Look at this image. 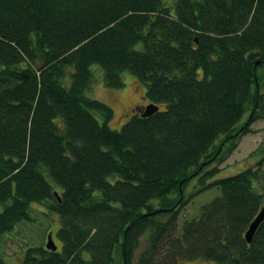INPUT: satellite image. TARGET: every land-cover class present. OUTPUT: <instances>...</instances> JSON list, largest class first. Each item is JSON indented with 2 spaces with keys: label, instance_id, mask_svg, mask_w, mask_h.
I'll return each instance as SVG.
<instances>
[{
  "label": "trees",
  "instance_id": "1",
  "mask_svg": "<svg viewBox=\"0 0 264 264\" xmlns=\"http://www.w3.org/2000/svg\"><path fill=\"white\" fill-rule=\"evenodd\" d=\"M263 66L264 0H0V240L38 204L59 246L21 264H264V157L219 168L264 119ZM127 73L148 104L116 130L92 89ZM192 180L221 195L187 219Z\"/></svg>",
  "mask_w": 264,
  "mask_h": 264
},
{
  "label": "rangeland",
  "instance_id": "2",
  "mask_svg": "<svg viewBox=\"0 0 264 264\" xmlns=\"http://www.w3.org/2000/svg\"><path fill=\"white\" fill-rule=\"evenodd\" d=\"M261 76L264 77V66L260 70ZM103 75L97 79L92 89V97L101 100L110 105L114 110V118L110 123L111 128L120 130L127 120L140 109V106L147 105L148 101L145 97L146 86L136 81L137 79L127 73L125 75V86L121 89H110L104 84ZM248 117L244 119L247 122ZM252 133L244 136L237 150L230 158L220 165V178L235 175L245 169L255 167L259 160L264 157L262 152L257 151L264 147V119L254 122L250 126ZM263 146V147H262ZM215 164L206 167L211 168ZM264 170V169H263ZM192 180L187 187L186 196L194 191L192 198L188 199L185 206L182 208V213L187 219H192L197 216L201 208L209 203L215 197L221 195V190L213 188L204 192H199V187H195V182ZM199 188V189H198ZM38 204H34L32 208L35 215L32 216V221L28 223H20L15 226L12 232H9L0 240V256L5 264H21L31 247L44 244L48 233H53L57 239V231L59 229L58 216L54 214L50 216L48 211L40 209ZM2 208H0V211ZM57 217V218H56ZM183 215L181 216V220ZM186 221V219L184 220ZM182 224V222H180ZM56 241V240H55ZM141 247L135 254V262H141V253L147 246L146 236L140 239ZM46 246V244H45ZM182 264H210L204 261L193 260Z\"/></svg>",
  "mask_w": 264,
  "mask_h": 264
},
{
  "label": "water",
  "instance_id": "3",
  "mask_svg": "<svg viewBox=\"0 0 264 264\" xmlns=\"http://www.w3.org/2000/svg\"><path fill=\"white\" fill-rule=\"evenodd\" d=\"M159 110V107H156L155 105H149L144 109V116H152L155 112ZM264 222V208L261 210V212L258 214L256 219L253 221V223L250 225L248 231L246 232L245 239L248 243H252L253 238L258 231L260 225ZM46 248L49 250L57 251L58 246L56 242L53 239L52 233L49 234L48 242L46 244Z\"/></svg>",
  "mask_w": 264,
  "mask_h": 264
},
{
  "label": "flooded vegetation",
  "instance_id": "4",
  "mask_svg": "<svg viewBox=\"0 0 264 264\" xmlns=\"http://www.w3.org/2000/svg\"><path fill=\"white\" fill-rule=\"evenodd\" d=\"M53 238H54V240H55L56 237L54 236ZM47 241H48V238H47V240H46V243H47ZM46 243H45V244H46Z\"/></svg>",
  "mask_w": 264,
  "mask_h": 264
}]
</instances>
